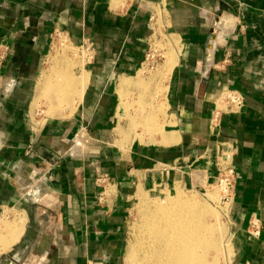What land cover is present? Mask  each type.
Wrapping results in <instances>:
<instances>
[{"label":"crops","instance_id":"obj_1","mask_svg":"<svg viewBox=\"0 0 264 264\" xmlns=\"http://www.w3.org/2000/svg\"><path fill=\"white\" fill-rule=\"evenodd\" d=\"M154 17L181 45L171 124L154 143L122 145L120 94L145 64ZM58 33L91 44L95 63L76 115L36 128L34 87ZM0 41V264H125L132 200L215 184L220 155L235 171L231 264H264V0H0ZM224 89L243 108L212 125Z\"/></svg>","mask_w":264,"mask_h":264},{"label":"rangeland","instance_id":"obj_2","mask_svg":"<svg viewBox=\"0 0 264 264\" xmlns=\"http://www.w3.org/2000/svg\"><path fill=\"white\" fill-rule=\"evenodd\" d=\"M152 22L154 26L152 27L154 37L151 39L149 45L148 55L150 56L146 58L145 64L139 74L135 78L125 82L127 90L120 94L121 99H123L122 101L126 100L125 102L130 106L127 110L122 105L121 115L119 117L120 127L118 132L122 138V145L132 142L154 143L156 138L167 129L166 126L171 124V122H168V107L165 101L167 93L166 86L170 72L166 73L165 64L167 54L174 51L175 47L181 50V45L171 30L166 26V20L164 18L160 17L158 19V17H154ZM90 45L87 44L84 47V45L76 44L67 36L59 33L51 37L49 50L43 62V74L35 84L32 98L31 120L36 128H40L52 119H68L76 115L79 105L77 107L75 106L76 109L73 114L71 113L72 110L70 111L63 107H61L60 112L57 110L58 113L56 115L51 114V101L49 99L52 97L48 98V95L45 96L43 93L41 94L43 96H39L41 93L40 85L43 86L45 77L50 76L54 67L53 62L59 61L57 65L59 64V68H62L63 66L66 67L67 62L65 60L72 61L77 65V68L71 74L72 76L75 77L78 75L79 70L82 68L85 73H88L90 78V72L95 63L93 50ZM177 51L175 50L174 52L177 54ZM42 97L45 99H41ZM150 118H153V121ZM82 137L85 138L83 134L80 138L82 139ZM177 189L181 190L183 195L193 196L203 204L205 203L213 211L212 215L206 216L205 223L213 227L214 239L219 242V251L211 252L207 258L208 262L211 264H231L234 253L232 246V229L234 226L232 225L230 217L232 202L222 201L225 189L224 186L218 183V179L215 184L204 187H200L197 184H184L182 187L178 186L177 188L162 186L155 189L154 192L138 194L132 200L129 208L128 226L125 236V264H147L145 260L149 255V247L147 246L146 239L148 231L147 214L155 211L152 202L165 201V195H169L170 197L175 196ZM5 221L9 222L8 219H5ZM5 224L0 223V237L2 236V229L6 226Z\"/></svg>","mask_w":264,"mask_h":264},{"label":"bare ground","instance_id":"obj_3","mask_svg":"<svg viewBox=\"0 0 264 264\" xmlns=\"http://www.w3.org/2000/svg\"><path fill=\"white\" fill-rule=\"evenodd\" d=\"M174 51L167 54L166 73H171L176 64L177 54ZM65 61L66 67L62 68L57 65L59 61L53 62L54 67L50 76L45 77L43 86L40 85L41 90L39 89L41 91L39 96L45 94L48 98L52 97V100L49 99L50 113L54 115L58 113L57 110L60 112L61 107L72 110L73 114L75 106L82 102L89 83L88 73L81 68L78 75L72 76L77 65L72 61ZM125 101L123 104L128 110L130 106ZM150 120L153 121V118ZM164 199L163 202H152L155 211L148 213L146 217L148 221L146 239L149 247V255L145 259L147 264H211L207 258L211 252L219 251V242L214 239L213 227L205 223V218L212 215L213 211L205 203L193 196L183 195L178 189L175 196L165 195ZM14 226L13 228L10 226L11 230L18 228L17 225ZM15 233H11V236Z\"/></svg>","mask_w":264,"mask_h":264},{"label":"built area","instance_id":"obj_4","mask_svg":"<svg viewBox=\"0 0 264 264\" xmlns=\"http://www.w3.org/2000/svg\"><path fill=\"white\" fill-rule=\"evenodd\" d=\"M151 19V21H153ZM10 52V46L4 41H0V69L2 68L3 64L7 60ZM150 55H148L147 58H149ZM220 104L223 106L222 109L217 110L218 112L215 113L213 116V121L212 125H215L218 123V119L220 116L221 111H227V110H232V111H240L243 108L244 104V98L243 96L238 93L236 90H229V89H224L221 92L220 98H219ZM230 160V159H229ZM228 158H224L220 155V162L218 164L219 168V177H218V183L221 186H224L225 193L222 201L225 202H231L232 197H233V191H234V185H235V171L233 169V165L231 161H229ZM108 177L103 176L98 180V183L104 184L108 182ZM105 193L101 195L100 202L103 203L105 202Z\"/></svg>","mask_w":264,"mask_h":264},{"label":"water","instance_id":"obj_5","mask_svg":"<svg viewBox=\"0 0 264 264\" xmlns=\"http://www.w3.org/2000/svg\"><path fill=\"white\" fill-rule=\"evenodd\" d=\"M207 78H208V74L205 75V80H204V82L200 88V91H199V98L200 99H202L205 95Z\"/></svg>","mask_w":264,"mask_h":264}]
</instances>
